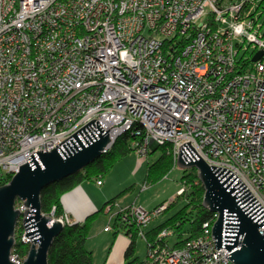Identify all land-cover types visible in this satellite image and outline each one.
Segmentation results:
<instances>
[{
    "label": "built area",
    "instance_id": "1",
    "mask_svg": "<svg viewBox=\"0 0 264 264\" xmlns=\"http://www.w3.org/2000/svg\"><path fill=\"white\" fill-rule=\"evenodd\" d=\"M263 13L264 0H0V185L32 153L96 119L109 128L106 149L129 131L136 153L166 145L176 164L189 141L264 210ZM244 43L252 51L238 56ZM166 204H128L111 219L145 239L143 228ZM15 207V235L30 244L26 206ZM215 218L180 246L161 228L145 239L138 264H234L225 247H213ZM56 219L70 221L63 212ZM25 256L13 245V262Z\"/></svg>",
    "mask_w": 264,
    "mask_h": 264
},
{
    "label": "water",
    "instance_id": "2",
    "mask_svg": "<svg viewBox=\"0 0 264 264\" xmlns=\"http://www.w3.org/2000/svg\"><path fill=\"white\" fill-rule=\"evenodd\" d=\"M261 53L257 52L252 60ZM107 130L96 119L90 120L49 151L32 153L8 182L0 185V264H16L10 259V251L20 216V210L14 206L17 199L26 206L23 225L25 235L31 240L21 264H48V249L63 224L41 213L40 190L93 162L109 143ZM155 149L153 145L151 151ZM178 149L176 164L196 168L204 190L201 203L216 213L211 227L213 247H225L230 252L226 258L234 264H264L262 207L241 180L225 168L208 165L189 141Z\"/></svg>",
    "mask_w": 264,
    "mask_h": 264
},
{
    "label": "rangeland",
    "instance_id": "3",
    "mask_svg": "<svg viewBox=\"0 0 264 264\" xmlns=\"http://www.w3.org/2000/svg\"><path fill=\"white\" fill-rule=\"evenodd\" d=\"M263 18L264 13L261 14L258 22L261 23ZM246 45L244 43L239 49L238 56L242 54ZM251 51L252 45H249L247 50L244 51V54L249 55ZM159 155V149L150 151L147 154H138L133 150L115 161L110 170L104 173L103 176L83 179L81 181L85 186L83 188L85 192L90 194L94 199L96 197V191L91 185H96L97 180L103 181L105 187L110 192L108 196L114 197L112 200V209L109 212H105V209L98 211L89 223L84 245L91 251L93 264H123L124 250L130 241V237L128 234L119 230L114 235L112 234L114 228L112 227L113 218L111 219V214L119 207L135 204L151 210L158 204L168 202L169 204H166L165 209L154 216L148 225L143 228L146 231L170 217L186 202V191L181 193V189H188L190 187V180L194 183L195 178H191L193 174L197 176V170L194 167L183 168L177 164H172L164 175L154 181L145 183L146 164L154 161ZM10 177L7 180L3 179L5 181L2 184L8 182ZM178 193L181 194L178 195ZM96 202H99V200H96ZM52 208L48 212L41 211V213L56 219L59 215H56ZM184 213H186V208L184 209ZM84 217L85 215L82 219ZM187 225V222H184L182 225L183 236L185 235ZM14 238L15 241L19 240V237L15 234ZM133 239V255L139 260H144L147 250L145 239L138 233L135 234ZM176 239L177 235L172 231L165 237L169 245H172ZM21 245H27L29 247V244L24 242H21Z\"/></svg>",
    "mask_w": 264,
    "mask_h": 264
},
{
    "label": "trees",
    "instance_id": "4",
    "mask_svg": "<svg viewBox=\"0 0 264 264\" xmlns=\"http://www.w3.org/2000/svg\"><path fill=\"white\" fill-rule=\"evenodd\" d=\"M134 138L135 137L131 135L129 131L121 133L115 138L111 146L102 152L93 162L87 164L77 172L69 174L57 181L50 182L44 186L39 194L40 210L42 212H48L54 207V213L56 215L62 213L60 205L61 194L71 189L83 179H89L92 177L97 178L102 176L103 173L109 171L115 161L121 156L134 150ZM156 149H159L160 155L151 163L146 164L145 183H148V181H154L164 175L173 164L171 156L167 153L166 145H160ZM9 177L10 175L6 174L4 179L7 180ZM191 178H195L196 182L194 180L193 183V181L190 180V187L188 189L184 188L181 191V193L186 191L187 197L184 205L161 223L144 231L145 239L151 240L153 235L161 228L169 227L172 232L177 235V239L171 246H180L186 239L193 237L200 232L201 223L203 221L214 218V213L209 211L201 203L204 190L200 180L196 174H193ZM181 193H178V195ZM112 200L113 198L105 201L101 210H103V206L107 202H111ZM185 208L186 213H184ZM92 217L93 214H89L81 221H69L68 223L63 224L61 230L53 237L48 249V264H93L91 251L84 245ZM184 222H187L188 225L185 229V235L183 236L182 225ZM112 227L115 229V232L118 230L123 231L130 237V241L124 250L123 264L140 263L142 260H139L133 255V238L136 234V229L120 222L117 218L112 220ZM14 247L18 249L22 255L26 253L28 248L27 245H21L20 241H15Z\"/></svg>",
    "mask_w": 264,
    "mask_h": 264
},
{
    "label": "crops",
    "instance_id": "5",
    "mask_svg": "<svg viewBox=\"0 0 264 264\" xmlns=\"http://www.w3.org/2000/svg\"><path fill=\"white\" fill-rule=\"evenodd\" d=\"M91 186L96 191L95 199L85 192L83 189L85 186L81 181L61 194L60 205L62 212L68 215L71 222L83 220L82 217L84 215L86 217L89 214H93L94 217L98 211H101V207L105 201L112 198L114 199V197L108 196L110 192L107 190V187H105L103 181H101V184L96 183V185ZM96 200H99V202H96ZM102 200L103 202L101 203ZM112 234H115V229Z\"/></svg>",
    "mask_w": 264,
    "mask_h": 264
}]
</instances>
